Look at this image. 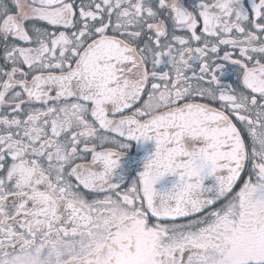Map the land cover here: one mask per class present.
<instances>
[{
  "label": "snow or ice",
  "instance_id": "1",
  "mask_svg": "<svg viewBox=\"0 0 264 264\" xmlns=\"http://www.w3.org/2000/svg\"><path fill=\"white\" fill-rule=\"evenodd\" d=\"M0 264H264V0H0Z\"/></svg>",
  "mask_w": 264,
  "mask_h": 264
},
{
  "label": "water",
  "instance_id": "2",
  "mask_svg": "<svg viewBox=\"0 0 264 264\" xmlns=\"http://www.w3.org/2000/svg\"><path fill=\"white\" fill-rule=\"evenodd\" d=\"M152 142H140L138 144V151H137V157L139 156H143L144 154H146L148 151L151 150L152 148ZM212 183V179L209 178L207 181H206V184H211Z\"/></svg>",
  "mask_w": 264,
  "mask_h": 264
},
{
  "label": "flooded vegetation",
  "instance_id": "3",
  "mask_svg": "<svg viewBox=\"0 0 264 264\" xmlns=\"http://www.w3.org/2000/svg\"><path fill=\"white\" fill-rule=\"evenodd\" d=\"M133 144L135 145V147H134V149H132V151H134L137 154L138 145H136V142H133Z\"/></svg>",
  "mask_w": 264,
  "mask_h": 264
}]
</instances>
